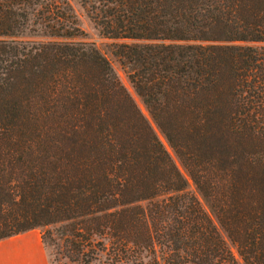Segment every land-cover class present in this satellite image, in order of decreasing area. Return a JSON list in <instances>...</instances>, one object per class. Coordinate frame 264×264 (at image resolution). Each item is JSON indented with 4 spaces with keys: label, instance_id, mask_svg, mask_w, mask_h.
<instances>
[{
    "label": "trees",
    "instance_id": "obj_1",
    "mask_svg": "<svg viewBox=\"0 0 264 264\" xmlns=\"http://www.w3.org/2000/svg\"><path fill=\"white\" fill-rule=\"evenodd\" d=\"M82 3L135 40L112 54L148 117L68 0H0V240L40 229L51 264H264V0Z\"/></svg>",
    "mask_w": 264,
    "mask_h": 264
},
{
    "label": "rangeland",
    "instance_id": "obj_2",
    "mask_svg": "<svg viewBox=\"0 0 264 264\" xmlns=\"http://www.w3.org/2000/svg\"><path fill=\"white\" fill-rule=\"evenodd\" d=\"M68 2L73 9L78 27L82 31L79 36L74 38V41L93 43L99 49V51L110 61L120 81L127 88L142 112L148 117L147 111L128 82L118 59L112 54L114 43H132L135 42V40L111 39L103 36L99 27L89 16L82 0H68ZM157 133L166 145L163 136L158 131ZM188 189L195 191L194 186L191 183L189 184ZM40 235V229H32L0 240V264H51L50 250L42 244ZM228 244L236 254L233 245L231 243ZM93 264L99 263L94 262Z\"/></svg>",
    "mask_w": 264,
    "mask_h": 264
}]
</instances>
